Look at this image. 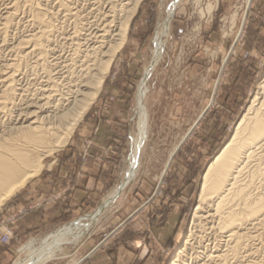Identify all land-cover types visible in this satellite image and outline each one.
Returning a JSON list of instances; mask_svg holds the SVG:
<instances>
[{
  "label": "rangeland",
  "instance_id": "rangeland-1",
  "mask_svg": "<svg viewBox=\"0 0 264 264\" xmlns=\"http://www.w3.org/2000/svg\"><path fill=\"white\" fill-rule=\"evenodd\" d=\"M25 14L21 22L25 20L29 31L31 15ZM168 18L170 26L159 39L158 58L154 56L157 30ZM21 31L24 28L16 26L12 34ZM7 52L0 50V63L8 58ZM263 86L264 0H142L97 98L66 145L45 156L40 171L0 204V233L15 216L17 222L9 224L15 231L11 243L19 241L16 226L24 208L13 211L9 201L69 146L89 115L101 117L112 102L120 101L128 122L116 177L90 207L22 241L11 264L27 257L29 243L38 247L48 234L87 222L97 211L100 217L91 231L80 240L65 242L62 250L41 264H103L106 259L111 264H171L193 227L207 165ZM89 143L85 142L83 160ZM136 149V174L131 178ZM123 179L124 188L103 209L105 199ZM210 237L200 238L194 246L212 242ZM190 250L187 258L192 264L198 256Z\"/></svg>",
  "mask_w": 264,
  "mask_h": 264
},
{
  "label": "bare ground",
  "instance_id": "bare-ground-1",
  "mask_svg": "<svg viewBox=\"0 0 264 264\" xmlns=\"http://www.w3.org/2000/svg\"><path fill=\"white\" fill-rule=\"evenodd\" d=\"M141 2L0 0V50L8 51L0 63V204L40 171L45 156L66 145L97 98ZM28 12L29 31L21 22ZM168 24L169 18L157 30L155 57ZM16 26L24 33L12 34ZM136 154L137 149L131 178ZM125 180L105 199L103 209ZM99 214L48 234L38 247L30 241L25 247L30 253L13 264L53 258L65 242L91 231ZM193 215L190 234L171 264H189L190 249L198 256L192 264H264V91L254 96L207 165ZM209 233L212 242L194 246Z\"/></svg>",
  "mask_w": 264,
  "mask_h": 264
},
{
  "label": "crops",
  "instance_id": "crops-1",
  "mask_svg": "<svg viewBox=\"0 0 264 264\" xmlns=\"http://www.w3.org/2000/svg\"><path fill=\"white\" fill-rule=\"evenodd\" d=\"M138 17L139 12L136 22ZM127 122L126 110L120 101L112 102L101 117L89 115L69 146L9 201L10 209L24 208L25 214L16 226L19 241L0 243V264L13 262L22 241L63 223L105 193L116 177L119 159L124 154ZM88 140L90 145L84 161L82 151ZM55 193L62 195L56 200H45ZM103 264H111L110 259Z\"/></svg>",
  "mask_w": 264,
  "mask_h": 264
},
{
  "label": "built area",
  "instance_id": "built-area-1",
  "mask_svg": "<svg viewBox=\"0 0 264 264\" xmlns=\"http://www.w3.org/2000/svg\"><path fill=\"white\" fill-rule=\"evenodd\" d=\"M24 213H25V210L22 209L18 213V216L20 217ZM17 220H18V218H16L15 216H13L10 219V221H11V223L13 225L17 222ZM11 223H8V224L4 225L3 228H2V231L0 233V242L3 243V244H10L11 241L13 240V238H14L15 231H14L13 227L9 225Z\"/></svg>",
  "mask_w": 264,
  "mask_h": 264
}]
</instances>
